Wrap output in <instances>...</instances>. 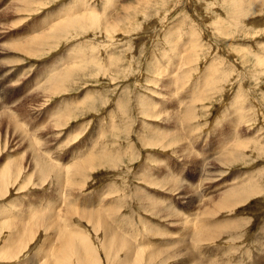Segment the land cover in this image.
<instances>
[{"label":"rangeland","instance_id":"374dc122","mask_svg":"<svg viewBox=\"0 0 264 264\" xmlns=\"http://www.w3.org/2000/svg\"><path fill=\"white\" fill-rule=\"evenodd\" d=\"M16 1L0 0V221L15 220L25 197L45 195L41 205L48 208L52 195L57 210L78 194L81 209L120 204L110 216L120 232L156 244L161 234L179 231L171 216L148 212L135 196L156 191L160 205L191 221L182 225L189 236L205 221L222 223L216 228L222 235L203 239L208 250H196L197 257L212 252L224 264H264V0ZM42 33L43 43H25ZM35 151L48 169L35 163ZM76 159L77 175L57 168L63 183L73 177L76 193L54 190L63 179L53 167ZM15 160L20 174L12 175ZM165 164L179 170L169 176L178 192L143 179L164 166L170 172ZM214 204L220 208H207ZM77 220L70 223L97 245L101 232L92 237L90 223ZM8 234H0V244ZM36 237L11 264L37 263Z\"/></svg>","mask_w":264,"mask_h":264},{"label":"bare ground","instance_id":"6f19581e","mask_svg":"<svg viewBox=\"0 0 264 264\" xmlns=\"http://www.w3.org/2000/svg\"><path fill=\"white\" fill-rule=\"evenodd\" d=\"M16 2L18 3L17 5H19V0H17ZM109 2H110V0H109ZM256 2L258 3V0H252L253 5ZM260 2L261 1H259V3ZM24 3H27V0H26V2L24 0ZM24 3H22V5H24ZM112 3H113V1H112ZM20 6H18V7L20 8ZM256 6H258V5H256ZM62 24H63V22H62ZM63 25H67V23H64ZM49 28H51V26ZM50 31H52V30H50ZM53 32H56V30L55 31L53 30ZM30 34H28V35H30ZM14 35H17L18 40H21L18 33H14ZM47 38H48V36H45L42 33L41 35H37L36 37H30V38L27 37V40H25V43H29L31 45L35 44V43H43L44 41L47 40ZM14 44H16V43H14ZM24 45H21L20 49L22 48L24 50L26 47H28V46H26V45L24 46ZM33 46L35 47V45H33ZM18 129H17V131H18ZM165 135L163 134V136H165ZM150 141L151 140H149V142ZM21 142H22V140H21ZM152 143L157 145L156 142H152ZM22 145H19V146H22ZM34 145L35 144H33V146ZM30 146H32V145L30 144ZM26 148L28 149V146ZM35 148L32 147V149H35ZM218 150H220V149H218ZM29 152L32 153L31 151H29ZM35 154H36V151H35L33 157H35ZM31 155H33V154H31ZM189 156H190V154H189ZM37 157L39 160L35 161V163L41 164L42 171H44L50 167L49 163L45 159L41 160V158H44L43 156H40V154H38ZM31 158H32V156H31ZM77 159H79V158H77ZM77 159L75 161H72V163L68 162V163L64 164L63 166L53 167V169H55V171H56L55 174L56 175L58 174L57 176L60 178V176H62L63 172L62 173H59V172H61L62 170H64L66 168L64 171L67 170L66 171L67 174L70 171L71 176L73 175V173L77 175L79 172V169H80L78 165H74L77 162ZM26 160H27V158H26ZM156 160L158 161V158H156ZM28 161H30V160H28ZM85 163H87V162H85ZM90 164H88V165H90ZM20 165H21L20 161L15 160L13 162V164L9 166V170L11 169L13 171L12 175H13V173L14 174H20L19 173L20 168H21ZM100 165H102V164H100ZM165 165L167 167H171V170L173 172H171V170H170V172L167 171L165 166H164V170L161 173L159 172L160 174H154V173L150 172L152 174L150 176H146L145 174H148V173H145L146 171L145 172L142 171V173L143 172L145 173V174H143L144 175L143 179L146 183L147 182H148V184L150 183L149 185H153V186H156L159 188L162 187V185H163L162 182H164V184L166 183L169 190H171L172 192L177 190V192H178L180 190L179 182L170 178L169 176H177L179 170L177 171L178 168L175 169V167L173 169V167H172L173 164H165ZM87 167H90V166H87ZM57 168H60V169L63 168V169L58 170ZM91 168H93V167H91ZM146 168L148 169V171H151L150 166H146ZM160 168H161V166H160ZM88 172H89V170H88ZM0 174L4 175V171L1 172ZM29 174H30V172H29ZM67 174H66V176H67ZM163 174H166V176H164ZM152 175H154V176H152ZM57 176H56V178H57ZM28 178H29V176H28V174H26L24 176V179H22L23 184H24L23 188L27 187L26 182L28 180H30ZM56 178H55V180H56ZM61 178H60V180H62V181L61 182L58 181L60 183H57L56 181L53 182L54 183L53 187H55L56 185L59 186V187H55L54 190H57V189L59 190V188L61 190L62 188L65 189V187L66 188L69 187V189L71 190V194L76 193V191H74L75 190V184L73 181V177H72L71 185L66 180H65V183H63V181H64L63 176ZM65 178H67V177H65ZM6 181H8V180H6ZM6 181L4 183H6ZM1 182H3V181H1ZM21 183H22V181H21ZM21 183H19V184H21ZM241 186H243V184L240 186H235V188H233V189L231 188V189L234 191L235 189L243 188ZM143 190L145 192L146 188L143 187ZM210 191H212V190H210ZM233 191L231 193H233V195H234ZM35 192H37V191H35ZM249 192H250V190H249ZM137 193L138 194H135V196L138 195L137 197H138V199L140 198V200L142 201V202L141 201L140 202H141L142 207L145 210H147L148 212H152L153 214L165 212L166 217L171 216L170 219H171V221L173 220V223L170 225L172 227L175 226V228H177L179 231L176 233H173V234H169V235H162L161 234V237L163 236V238H161L159 240V242H157L156 244L153 241V239L151 238V242L149 241V242H145L141 245H138V242L136 240H129L124 234H122L120 232L119 221H118L117 217H115L112 220L110 219L111 213L113 214L117 209L118 210L120 209V204L114 205L111 202H105L103 205L106 208L99 207L96 210L81 209V208H77V205H76V203L80 202V200L77 197V195H78L77 194V195H74L75 197L71 196V198L69 199L67 206L65 208L53 210L54 204H55L54 203V196L48 195L49 199L47 198V201L50 202V199L52 198V204L50 206H48V208H47V207H44L41 205L42 200H44V198H46V196L45 195H39L41 197V199H39V198L36 199V196H37V194H36V196L35 197L32 196L31 199L28 197L29 201L25 200L26 197L22 201H20V203L16 209V215L14 216L15 220H13V221L11 220L10 222H8V224H5V221H3V222L0 221V224H1L0 234H2V233L4 234V232H9V234L6 235L7 237L5 238V242L3 244H0V263L9 264V262H10V264H11V260L18 259L19 256H21V254L24 253L22 250L24 249L25 244L27 242H30L31 238L34 239L37 236L36 239L39 238L40 241H39L38 247L35 248L36 250L34 251V253H38V254H36V256H39V258H37V260H36L37 263H34V264H97L96 255H98L100 257L102 264H103L102 257H103V259H106V262L108 264H144L145 262H143V261L148 260V259L152 258L153 256H156L157 258H159V261H157V264H224L223 260H226V259H224V257H221L220 259L216 258V257H214L212 252H210V254L209 253L208 254L207 253H204V254L200 253L199 257H197V255H196V250L198 252L203 251V250H208V247L201 249V248H203V246L201 247L200 244L203 242L202 241L203 239L204 240H213L215 238H218V236L222 235V233H219L220 230L216 229V228L219 229L218 225H222V223L219 222L220 224L217 225L216 224L217 222L215 223V220H214V222H211L210 220L207 222L205 221L204 223L199 224V227L197 228L198 231H196L191 236H189L191 234V230L187 231V229H188L187 227L184 230L185 227L183 228V226H185V225L188 226L187 224H189L191 221L189 222L188 218H184L181 215L173 212L172 210L160 205L159 201H160L161 197L158 194V192L152 191L151 193H148L149 197L144 196L139 191H137ZM227 193H229V192H227ZM242 194H243V192H242ZM210 195L211 194L208 193L206 196L209 197ZM180 196L182 199L186 198V197H184L185 195H180ZM222 196L224 198V195H222ZM228 196H230V195L228 194ZM232 200H231V203H233ZM227 201L228 200H226L225 203H227ZM228 203H230V200L228 201ZM27 205H30L31 207H28ZM198 206H199V204H198ZM212 207H214V210L220 208V206H218L217 204H214V206L210 205L207 208L210 209ZM207 211L208 210L206 209V212ZM212 211H211V213H212ZM193 212H195V211H193ZM198 212H200V211L198 210ZM198 212H195L194 215H196V213H198ZM213 213H215V212H213ZM54 215L56 216V218H58L60 220V222H57ZM161 215H164V214L162 213ZM202 215H205V213L204 214L202 213ZM207 215H208V213H207ZM210 215L211 214H209V216ZM191 216H193V215L191 214ZM195 217L193 216V218H195ZM198 217H200L201 222L206 220L205 218L203 220L202 219L203 217L199 216V213H198ZM189 218H192V217H189ZM70 219L72 221H74V219H78L77 221H79L81 223H83L84 221L87 223H90L89 225H91V227H90L89 232L92 234V237L95 236L99 239V243H97V245H92V241H95V240L90 237L89 233L83 231L84 230L83 227H79L77 225H76V227L73 226V223L72 224L70 223V221H71ZM196 220L197 219H195L194 221H196ZM140 223L142 225V229H144V231H146V229H147L148 233L151 234V236L159 234L158 230H155V229L152 230V228L149 227L147 224H145L143 221H140ZM197 223H199V220L197 221ZM225 224H223V225H225ZM86 229H89V228L86 227L85 230ZM193 229H194V227H193ZM80 230H82V231H80ZM99 231L101 233L97 234V233H99ZM192 232H194V231H192ZM229 233H232V232H229ZM72 234H73V236H71ZM94 234H97V235H94ZM202 235L204 238L202 237ZM2 236L3 235H1V237ZM87 239H90L89 243H86ZM0 240H1V238H0ZM169 241H170V244H169ZM187 241H190V245H188ZM29 244H28V246H29V248H31V245H29ZM205 244H206V242H205ZM36 246H37V244H36ZM151 248H153L154 250H151ZM148 250H151V251H148ZM146 254H148V255H146ZM34 257H35V255H34ZM20 258L22 259L23 257H20ZM42 259H45V263H43L41 261ZM15 261H17V260H15ZM28 261H29V259H27V262ZM27 262H25L23 264H27ZM17 263H18V261H17ZM21 263H22V261H21ZM12 264H14V261Z\"/></svg>","mask_w":264,"mask_h":264},{"label":"crops","instance_id":"0c3cea01","mask_svg":"<svg viewBox=\"0 0 264 264\" xmlns=\"http://www.w3.org/2000/svg\"><path fill=\"white\" fill-rule=\"evenodd\" d=\"M137 236H138V234H135L134 239L138 242V245L145 243V240H144L145 238H142V237L136 238Z\"/></svg>","mask_w":264,"mask_h":264}]
</instances>
